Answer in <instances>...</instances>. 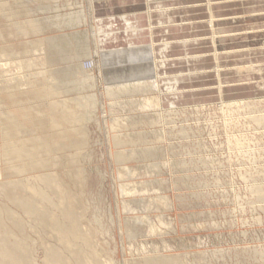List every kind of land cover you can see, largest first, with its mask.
Masks as SVG:
<instances>
[{
	"label": "rangeland",
	"instance_id": "obj_1",
	"mask_svg": "<svg viewBox=\"0 0 264 264\" xmlns=\"http://www.w3.org/2000/svg\"><path fill=\"white\" fill-rule=\"evenodd\" d=\"M55 1L56 2H54L53 0H0V30H2L0 31V38H1L0 39V117L2 115L7 116L6 118L2 117V121H3L2 128L4 129V133L3 135L1 133V138H3L5 134L6 137H8L9 139L11 138L12 140L15 141V140L20 139L21 136H23L21 138H29V137L32 138L33 136H36L37 133L40 136H43V135L46 136L45 134H47V137L49 139L51 146H53V144L61 145L62 147L61 146L60 147L62 148V150L59 147L56 149L58 152L54 151L55 149H52V152L50 151L48 154L47 153L43 154L42 157L44 158L47 157L48 159H52L53 157L54 159V156H57L59 157V160L62 162L67 161L66 157L69 158L70 155L77 154L76 153L77 149L80 146H82L79 148L81 149V151H79V156H78L79 162H77L76 164H70V165L67 162H65V164H68L69 166L68 165L65 166V164L63 163L61 165L62 167H59L55 170L58 171L60 169L58 171L60 172L59 173L60 176L64 178L65 182H67V180L69 181L66 183L67 185H69L68 187L73 188L74 186L75 191H77L78 193L80 192L81 188L78 187L77 185L72 184L73 183L72 180H69V179L74 178V176L71 175L70 167H77V169L80 168L85 172L86 174L85 176L87 179L86 181L87 187H84L85 189L84 191L85 192L87 190L88 191L86 192V194L84 193V196L81 195L82 197L80 196V198H82L83 203H84L85 198L88 199V200L85 199L87 205L89 206L90 204V208L87 211L88 218L91 217V214H97V218L100 216L99 220L101 219V222L100 221L97 223L93 222L92 226L93 228L96 227L95 230L98 231L96 232L97 235L94 238L95 244L97 245L100 253L103 252L106 254V255L103 253L101 254V257L103 259L104 257L107 258L110 255L108 258L113 260L115 264H129V263L132 264L134 263L132 261H137L136 258L139 260L142 257V254L143 256L159 254V256L166 255V257L167 255L168 257L184 256L187 260L186 264H255V263L264 264V257H263L264 256V196L259 195L255 191V188H258L259 186H264V179H262L264 178V175H263L264 174L263 173L264 172V162H263L264 161L263 159L264 158V142H263L264 141V126L260 124L256 125V123L252 121V118L264 115V105L258 106L250 112L245 111V110L242 112V111H238L234 109H225V108L223 109L222 107H220L221 105L230 103L232 101L235 102V100L236 101L244 100L245 98H247L248 100L249 99L264 100V91L263 92L259 91L258 87L256 86V83L264 82V71L260 73L256 72V74H254L253 76L251 75V78L249 80L250 82L244 80V78L243 80L241 78H237V76L235 75L236 73L234 72L237 69H243V71H246L253 67L255 68H258L259 66L264 67V54H261L260 52L257 51L264 47L262 46L263 43L261 42L264 40V36L260 35V37L258 36L256 37L255 35L252 34L253 32H257V29L254 28V24L256 22L259 23V25H262V23L264 24V18L258 19L256 14H255L256 16L252 18L251 14H253V12H250L247 10L248 8H250V6L245 5V4L243 5L238 4L242 0L240 1L239 0H180L179 2H174L175 4L168 2L167 0L165 1L162 0L161 2L162 6L157 7V8L150 7L148 0H137L138 2L137 7H133L131 12L128 11L126 13L124 12L115 13V9H114V11L112 12L113 13L112 16H116L119 18L120 15L129 14V13L131 14V13H136V12L139 13V12L147 11L148 13H152V12L159 11V10L167 11L168 9H172V8H175V9L179 8L180 10L188 8L187 10L191 11L193 8V11H191V13H188L187 15L189 19L181 20L178 18L174 22H172V24L164 23L163 25H161V26L167 25L170 27V28H167L169 29L167 32L160 31L161 29L164 30L165 27L160 28L159 24L154 23V21L151 22V20L149 21L151 23L150 27L153 28L154 30L153 33H156V36L153 37L152 42L154 43V45L157 46L156 48L157 51L158 49L159 51L161 49L164 50L163 51L164 55H161L163 57H161L159 54H155L157 57V60L161 61L164 59L171 66L169 70L157 71L158 82H159L158 83L159 94L161 95L162 103L160 107L158 108L159 110L157 109L156 112H160L161 110V113H166V111L168 112L169 109L189 110L188 112L184 113L185 116L182 114L177 115V116L175 114L170 115L169 113L166 116L167 119L164 118L165 120L163 119V120L155 121L156 120L155 110H151L150 112L147 113V111H141V110L139 111L138 109L136 110L130 109L128 108V106L123 105L124 103H127L132 100L133 101L141 100V98H138L139 95H134L131 98H128L130 97L129 95H121L120 97H118V99L115 98L113 100H111L112 98H108V96L105 95L103 84L98 79L97 68H92V66H90V62H89L91 61L90 57L91 55L93 56L95 55L94 54L95 44H93L94 43L93 38L92 37L88 38L85 32L87 30L89 31V25L93 26V24H96L99 18L104 17L106 14H109L110 12L105 13L104 8L98 9L99 11L95 10L94 12H92L91 6L88 5L86 0H55ZM93 1L95 5L100 6L104 0H93ZM77 2H81V4L83 5L81 6L84 9L85 15L88 18V23L81 25L79 27L69 28L67 25L68 23L67 20L69 18L68 15L72 13L73 11L78 10V5L76 4ZM255 2H258V1H255ZM69 3L72 5L68 6ZM145 3H147L146 6H145ZM47 7L49 9L44 10ZM197 8H202L204 10H201V11L194 10ZM13 9H15V11ZM211 9L212 11H214V13L218 15L220 14L223 17L224 16H227L229 18L239 17V19L240 17L241 19L244 18L243 20H239L237 23H234V21H229V23L227 22L226 25L223 24L227 29L230 30L232 35L233 34L237 35L236 37L229 38L228 39L229 41H228L227 38L226 39L224 38L225 36H223V34L219 33V27L216 28L217 32L212 31L210 27V21L212 17L210 15ZM28 10L32 13H29L27 15V13L29 12ZM263 14H264V11L258 15L261 16ZM67 16L68 18H66ZM58 17H60V19ZM174 17L177 18L179 16L175 15ZM32 20H34L35 24L39 26L41 25L40 28L43 29L41 34L31 35V32L30 33L27 32L28 35L23 37V35L22 34L20 35V33L17 31L16 29L17 27L15 26V29L13 27L15 23L16 25L18 24L19 26H21L23 23L26 26L28 24V27L30 25L32 26L34 22H32V24L30 23V25L28 23L29 21L31 22ZM40 20L41 22L42 21H45V22L41 23ZM153 20H155V17L153 18ZM24 24L22 27H24ZM59 25L61 27H59ZM26 26L24 27L25 29L27 28ZM119 27H122L121 23L119 24ZM148 28L149 26L148 24H146L145 26H141V28H138V29L140 31H146ZM12 29L14 30L12 31ZM28 29L29 28H27V30ZM14 31H16L17 33H15ZM1 32H3L5 36ZM261 32H264V30L261 29ZM119 33H122V30H120ZM241 34L242 35L244 34L243 36H248V37L241 38L240 37ZM13 35L14 36L16 35V36L14 37ZM3 36L4 37L7 36L8 38L9 37L10 38L9 40H7L8 38L7 37L4 38ZM218 37L219 39H222V40H219ZM35 40H43L44 42L43 44L45 45V47L47 46V48L45 49H46L47 60L51 63L50 66L43 65L42 62H37V61L36 63H34L32 66L29 67L30 69L27 68V66H25L24 63L31 62L35 58L41 57V56H37L36 53L34 54V52L26 45L27 43H30L31 41H35ZM44 40L45 41L47 40V41L45 42ZM224 40H227V41H224ZM167 43L169 44L172 43V45H170L167 48H164L161 46V44L164 45ZM240 43L247 44V45L249 44V45L248 47H245V46L240 47L238 46V44L240 45ZM229 47L231 48L230 51L228 50L229 52L228 51L222 52L225 48H229ZM235 47H237L238 50L240 51L235 50ZM8 48L10 49V51ZM121 48L125 49L126 46H122ZM245 49L246 50L248 49L249 52L246 51V54H243L242 57L241 55L228 54L231 52H234V53L243 52L244 53ZM1 52L10 54L9 57L11 58H9L6 54H3ZM16 57H19V58H16ZM192 57H196V58L200 57L201 59L193 62V61H190ZM6 59L8 60V63ZM12 59H15V60H12ZM96 59L97 57L95 58V61H97ZM39 63H40V66H39ZM75 65L76 66L81 65L82 69L87 72H85L84 75H76V72L74 69ZM4 66L5 67L8 66L9 70L8 69L6 70ZM39 67H42V68H39ZM44 67L47 69H44ZM31 70H32V74H31ZM48 71H52L56 73L57 82L54 84V86H57V88L56 87L55 88L59 90V93H61V95L58 94V91L54 93L50 91L47 92L45 90V87L43 88V86L41 87L40 90L34 88L37 84H39L38 83L39 81L40 83L49 82V81H46L43 76H41L42 73H45ZM187 74H191L192 76L190 75L191 77L190 76L185 77L183 80L178 81V82L172 81V80H175L174 76H178V75L187 76ZM29 77L33 80L30 81ZM238 79H241V81H238ZM32 82H34L35 84L34 87H33ZM225 85H228L231 87L239 86L237 89L238 93H234V94H231V93L224 94L223 93L222 94V92L219 91L220 90L219 88L220 86H225ZM27 87L28 88L32 87V89L30 88L29 90ZM35 90H38V91L35 92ZM26 91L29 92V94L31 93V96H29V94L27 95L28 98L26 97V94L25 96H23L24 93H27ZM19 93H23V95ZM177 93H181V95L175 96V94ZM34 94L37 96H35ZM229 94L232 95V97L227 98L230 96ZM8 96H10L9 97L10 99L8 98ZM155 97H158L157 93L155 94ZM182 97L183 98L185 97L186 99H181ZM18 99L23 100V102L19 101ZM73 99L80 102V104H82V106L86 109L87 120H85V122L83 121L82 118L81 120L80 118H77L78 109L74 106ZM13 100L15 101V103L13 102ZM171 100L173 101V104H170ZM11 101L14 104L10 103ZM16 101L17 102L19 101L20 103L19 102L16 103ZM56 102H58V105L60 107L59 106L57 107ZM115 102H117L120 105L114 106L113 111H112L113 113H112L110 112L111 110L109 108H110V105L114 104ZM50 103H52V105H49ZM36 104L39 106L41 105V107L36 106ZM67 104H68V107L70 108L69 111L63 112L61 109H59V108H62L63 105L66 106ZM202 105H203V108H202ZM52 106H55V108L57 107L56 111H52V110H51L52 112L50 111V108ZM216 106H218V108ZM19 107H24L28 109L27 112L30 113L31 111V113L29 114L27 112H20L18 114ZM43 107L45 110L43 109ZM193 107L196 109L200 107L202 110H200L199 112L193 111L194 110ZM108 109L110 110L109 112H108ZM114 110L116 112H114ZM255 113H258V114H255ZM67 114L69 115L67 116ZM189 114L190 115L192 114V116H189ZM54 115H55V118H53ZM17 117L20 120H18ZM59 117H60L59 121H62V122L58 121ZM149 117L151 118V121L154 119L153 123H150L151 121L148 122ZM178 118L181 120H179ZM142 120H145L147 124L145 125L137 124L135 126L131 125L135 121L139 122ZM208 120H210L212 123ZM63 121H65L64 124H63ZM117 121L119 122L117 123ZM49 122L52 124V126H50L51 124L49 125ZM52 122L53 123L55 122L54 123L55 126H53ZM76 122H78L79 124ZM112 123L119 124V126H113ZM171 124H174L172 125L174 128H171ZM185 125L187 126L185 127ZM36 126H38V128ZM39 126L40 127L42 126L43 129L42 127L40 129ZM208 126H209V129L207 128ZM226 126H229V127H226ZM32 127H35L36 130L39 129V131H36L34 134H31V135L23 134L20 136L18 134V129L24 130V129H30ZM48 127L49 129H47ZM55 127H58V128H55ZM244 128L247 130H244ZM253 128L255 129V131H253L254 130ZM64 129L67 131L65 132ZM72 129L73 131H76V132H73ZM81 129L83 130L84 134L80 132ZM13 130L14 131L16 130V131L14 132ZM181 130H183L186 134H184L183 136L181 134V136H179L180 132H183ZM207 130L209 132H207ZM61 131L63 132V134L61 133ZM156 132H163V133L165 132L166 139H161V140L158 139L156 136H154L155 135L154 133ZM239 132H242L243 134ZM216 133H219V134L217 135ZM137 135L140 136L139 138H142L141 142L123 143L120 145L113 144L114 143L113 136H119V137L122 136V138L124 139L125 137L126 138L130 137V139H132L136 137ZM176 135H178L179 137L178 136L176 137ZM185 135H187V138ZM5 136L4 138H6ZM79 138L81 141L79 140L78 142ZM0 140H1V143H0L1 144L0 151H1L2 139ZM253 140L254 142H252ZM82 141H84L86 144ZM178 142H180L181 144L183 143V144L180 145ZM220 142H222L221 145L223 144L224 146L223 145L221 146ZM232 142H234V144H232ZM79 143H83L84 145L79 144ZM77 144L79 145L78 148H77L78 146ZM135 146L136 148H138V150L143 149V148L154 149L156 152L155 158H148L144 160L143 159H138V160L128 159V160H125V163L124 161L123 162L121 161L122 162L121 163L116 160L115 157L117 153H120V152L127 153V151L129 153L131 149L132 150L135 149ZM175 146L176 148H174ZM190 146L192 147L189 148ZM65 147H67V149ZM69 147L70 148L74 147L77 149L74 150L73 148L70 149ZM247 149L249 150L250 153L246 151ZM167 150L170 152L168 153ZM159 151L161 154L157 153ZM60 152L61 154H64L65 158L63 155L62 156L60 155ZM238 152L239 154L241 153L242 155L241 154L239 155ZM163 153H166L165 154L166 157L164 156V158H163V155H164ZM233 154H235V156H233ZM195 161L198 163H196ZM202 161L207 166L202 164ZM226 161L228 162L226 163ZM2 162L3 161L0 160V174L2 173V176H0V182L2 179L4 180L5 178H7V180H10V179L17 177L16 175L11 176L9 174V171L5 170V164ZM16 163L18 164L19 161H17ZM154 164L159 165L160 172H158V174L157 173L144 174L145 170L152 167V165ZM217 164L219 165L217 166ZM169 165L171 167H169ZM226 166L227 167L229 166V167L227 168ZM123 167L124 168L126 167V168L122 170ZM257 167L259 168L257 169ZM63 168L68 169L69 171L67 172V170H64ZM130 168L138 170L139 174L136 176L135 175L133 176L135 178H132V175L125 174L129 172V170H131ZM224 171L227 173L225 174ZM251 171L254 172V174ZM123 173L124 175H122ZM255 173H257V175H255ZM29 174L31 175L33 173H26L24 176L29 175ZM34 174H36V172H34ZM120 174L122 175V177ZM215 174L216 176H214ZM5 175L7 176L5 177ZM66 175L69 177V179ZM143 175L144 176L146 175L147 177L146 176L144 177ZM123 176L124 177L131 176L130 177L131 179L129 178L123 179ZM245 177H247L248 179ZM257 177L258 179H256ZM215 178L218 181H216ZM151 181L159 182L162 188H158V185H156L157 183H154L153 184L154 188L151 189L152 191H149L147 194L143 193L142 195V193L141 194L137 193L136 195L132 190H131L132 192L130 191V188L131 189L134 188V185H137L143 182H151ZM163 183L166 186H164ZM118 187L121 190L118 189ZM163 187H164V190H163ZM135 188H139V186ZM72 190L74 191V189ZM127 190L128 192H126ZM150 192L151 194H149ZM132 193H134L135 195ZM155 194L156 195L159 194V196H156ZM156 197L167 198L170 203V206L168 207V209L165 207L164 208L159 207L157 209L150 208V209L145 210L144 212L143 211L141 212L140 210H143L144 208L142 207L143 203H140L142 205L137 204L138 206L137 210L134 208L137 212L135 210H134L135 212L128 211L129 209L126 210V208L124 210L123 202L125 201L130 202L135 199L148 200L152 198L155 199ZM88 202L90 203L88 204ZM3 204H5L4 199L2 196H0V207L5 208V205ZM7 207H8V210L9 209L12 211L15 210L14 212L19 211V208H16L15 206L13 207L9 204ZM138 209H139V212H138ZM20 211L18 212V214H21ZM143 217H147L148 220L154 224L157 223V217H162L168 225L166 227H163L157 224L159 227V233L157 232L155 234L149 235L147 225L138 224L137 226H135L132 223L134 219L143 218ZM128 221H129V224H127ZM85 223L84 224L86 225V227H88L87 222ZM126 225L127 226L130 225V226L127 227ZM103 227L105 228L103 229ZM183 227H186V228H183ZM138 228L140 230H138ZM145 228L147 229V231H145ZM142 229L145 231L144 233ZM163 231L168 232V233L166 234ZM132 232L134 233L133 236H135L136 238L133 236L130 238L126 237V236H129V233L131 234ZM102 235H104L103 238H101ZM99 236L101 237L99 238ZM29 237L33 238L30 241H32L33 243L36 242L35 244L31 242L30 246L34 245V247L31 246V249L35 250V251L32 250L33 255L37 258L38 263H40L42 260V255H43V252L41 249L42 248L41 242L37 240L38 238L34 234L33 235L30 234ZM162 239H164L163 240L164 242L162 241ZM38 242L40 245L37 244ZM50 242L52 243L51 240ZM130 242L132 245L130 244ZM140 243L146 246H150L151 244H154L157 247L153 251L146 250L144 253L143 252L138 253L136 252V248L140 249V247L142 246ZM165 243L167 244V246L163 245ZM39 247L41 250H39ZM163 247L165 248L163 249ZM248 247L251 248L249 250L250 252L248 251L249 249ZM121 248L123 250H121ZM256 249L257 251H255ZM131 250L133 254L131 253ZM163 250L164 251L167 250V251L164 252ZM259 251L263 252L262 253L263 255ZM219 252L221 254H219ZM232 252H233V255L231 254ZM155 253H158V254H155ZM192 254L194 257L192 256ZM199 254L204 255V256L207 255L205 256L206 261L196 262V260L194 259ZM230 254L231 256H228ZM212 255L216 257H213ZM248 255L250 256L249 258H248ZM211 256L212 258L209 259ZM257 256H259V258ZM251 257L254 260L251 259ZM209 260L210 262L207 263V261Z\"/></svg>",
	"mask_w": 264,
	"mask_h": 264
},
{
	"label": "bare ground",
	"instance_id": "obj_2",
	"mask_svg": "<svg viewBox=\"0 0 264 264\" xmlns=\"http://www.w3.org/2000/svg\"><path fill=\"white\" fill-rule=\"evenodd\" d=\"M54 2H56L55 0H53ZM88 5L91 6L92 12H94L95 10L100 9V6H96L94 4L93 0H86ZM121 1V0H120ZM149 1V0H148ZM153 3V7H161V2L162 0H150ZM169 2L175 4L174 2H176L177 0H168ZM240 1V0H239ZM251 1H258V3L260 4L259 7H250L247 10L250 12H253V14H251L252 18H254V16L257 15L258 19H263L264 18V14L263 15H258L260 13H262L264 11V0H244L243 2H251ZM16 2V1H15ZM83 2V1H82ZM178 2V1H177ZM78 5V10L73 11L72 13H70L66 18H68L67 20V25L69 28H74V27H79L81 25L87 24L88 23V18L85 15L84 9L82 8V4L81 2H77L76 3ZM107 4V5H106ZM121 4H125L124 1L121 2ZM255 3H253L252 5H254ZM72 4L69 3L68 6H71ZM82 5V6H81ZM87 5V4H85ZM104 5V6H103ZM102 6L103 7H108L110 5H112L110 2L104 3ZM147 5V4H145ZM86 8V7H85ZM110 8V7H108ZM208 8V7H207ZM48 10L49 8H45L44 10ZM198 9V8H197ZM15 11V9H13ZM56 10V9H55ZM58 10V9H57ZM17 11V10H16ZM29 11V10H28ZM99 11V10H98ZM97 11V12H98ZM108 12H110L109 14H106L104 17H101L97 20L96 24H93V26L89 25V31L87 30L85 32L86 36L92 37L93 41L95 44V51H94V56L91 55L90 59V66H92V68H97V76L98 79L100 80V82L103 84V89L105 92V95L108 96V98H112L111 100L120 97L121 95H129L131 98L134 95H139L138 98H141V100L139 101H129L127 103H124L123 105L128 106V108L130 109H138L139 111H147L150 112L151 110H155V112L157 111V109L160 107L162 100H161V95L159 94V85H158V75H157V71H166L168 70L171 66L169 65V63L166 62V60H157V57L155 54H159L164 55L163 51L164 50H160L158 49L157 51V46L154 45V43L152 42V37H153V28L150 27L151 23L149 22L150 19H152L151 22L154 21V23L159 24L160 28L165 27L164 31H167V28H170L169 26H161L164 23H171L174 22V16L176 15V11L175 9H168L167 11H155L152 13H148L146 12H136V13H129V14H123L120 15L119 18L116 16H112L113 15V11L107 10ZM107 11L105 10V13H107ZM21 12V11H20ZM90 12V11H89ZM27 13V12H26ZM29 13L32 12H28L27 15ZM66 13V12H65ZM104 13V12H103ZM126 13V12H125ZM22 14V13H21ZM93 14V13H92ZM256 14V15H255ZM96 15V14H95ZM210 15L211 17V21H210V27L212 29V31L216 32V28L217 27H222L224 25L227 24V22L229 23L230 21H234L237 22V20H243L239 19V17H222L220 18L219 16L216 17L214 15V12L212 11V9L210 10ZM66 16V15H65ZM90 16V15H89ZM61 17V15H60ZM60 17H58L60 19ZM64 17V16H62ZM155 17V20H153V18ZM54 19V18H53ZM62 19V18H61ZM65 19V18H64ZM63 19V20H64ZM95 19V18H94ZM47 20V19H46ZM51 20V19H50ZM49 20V21H50ZM56 20V18H55ZM39 21V20H38ZM48 21V20H47ZM46 21V22H47ZM52 21V20H51ZM32 22H34V20H32L31 22L29 21V25L30 23L32 24ZM41 22V20H40ZM45 22V21H42ZM41 22V23H42ZM59 22V20H58ZM57 22V23H58ZM62 22V21H61ZM27 23V22H25ZM54 23V22H52ZM56 23V22H55ZM66 23V22H64ZM121 23L122 27H119V24ZM21 24V23H19ZM24 24V23H23ZM23 24L21 26H19L18 24L13 26L15 29V26L17 27V31L20 33V35L22 34L23 37L28 35L27 32H31V35H38L41 34L42 30L40 28L39 25L35 24V22L32 24V26L28 27L24 24V27L26 26L27 28H29L27 30V28L25 29L23 26ZM50 24V23H49ZM62 24V23H61ZM60 24V25H61ZM146 24H148L149 28L146 31H140L138 28H141V26H145ZM224 24V25H223ZM232 24V23H231ZM51 25V24H50ZM48 25V26H50ZM59 25V27H61ZM52 26V25H51ZM54 26V24H53ZM65 26V25H63ZM88 26V25H87ZM56 27V26H55ZM230 27V26H229ZM58 28V26H57ZM56 28V29H57ZM64 28V27H63ZM172 28V27H171ZM174 28V27H173ZM254 28L257 29V32H253L252 34L255 35L256 37H260L264 36V32H261V29L264 30V24L262 23V25H258V24H254ZM8 29V28H7ZM12 29V31L14 30ZM253 29V28H252ZM11 30V29H9ZM55 30V29H54ZM120 30H122V33H119ZM162 30V29H161ZM254 30V29H253ZM2 31V30H0ZM11 31V32H12ZM163 31V30H162ZM15 33H17L16 31H14ZM13 32V33H14ZM44 32V31H43ZM223 32V31H222ZM247 32V31H246ZM3 35L4 33L1 32ZM229 32L227 33H221V34H226L224 35L225 39L227 38V40L229 38H233L236 37L237 35L233 34H229ZM18 35V34H17ZM30 35V34H29ZM47 35V34H46ZM60 35V34H59ZM246 35V34H245ZM5 36V35H4ZM3 36V37H4ZM14 36V35H13ZM16 36V35H15ZM14 36V37H15ZM19 36V35H18ZM17 36V37H18ZM7 37V36H6ZM4 37V38H6ZM22 37V36H21ZM64 37V36H63ZM220 37V36H219ZM218 37V39H219ZM8 38V37H7ZM10 38V37H9ZM9 38L7 40H9ZM1 39V38H0ZM3 39V38H2ZM13 39V38H12ZM16 39V38H15ZM47 39V38H46ZM51 39V38H50ZM60 39V38H59ZM215 39V38H214ZM49 40V39H48ZM91 40V39H90ZM222 40V39H219ZM224 40V41H227ZM45 41V40H44ZM47 41V40H46ZM45 41V42H46ZM88 41V40H87ZM229 41V40H228ZM91 42V41H90ZM150 42V43H149ZM263 44L262 46H264V40L261 41ZM24 43V42H23ZM43 40H35V41H31L30 43H27V47H29L34 54L36 53L37 56H41L39 58H35L33 61L31 62H26L24 63L25 66H27V68H29L30 66H32L34 63L37 62H42L43 65H49L50 66V62L47 60V55H46V49L47 46L45 47V45L43 44ZM234 43V42H233ZM220 44V43H219ZM235 44V43H234ZM257 44V43H256ZM23 45V44H22ZM25 45V44H24ZM29 45V46H28ZM171 44L167 43L161 46L164 48L169 47ZM224 45V44H223ZM249 45V44H248ZM247 44H243L240 43V45L238 44V46H245L248 47ZM251 45V44H250ZM122 46H126L125 49L121 48ZM10 47V46H9ZM234 47V46H233ZM252 47V46H250ZM254 48V47H252ZM4 49V48H3ZM9 49V48H8ZM12 49V48H11ZM14 49V48H13ZM28 49V48H27ZM156 49V50H155ZM29 50V49H28ZM27 50V51H28ZM44 50V52H43ZM7 51V49H6ZM10 51V49H9ZM8 51V52H9ZM12 51V50H11ZM26 51V52H27ZM246 51H248V49H245V52H240V53H228V54H236V55H241V57L243 56V54H246ZM258 52H260L261 54H264V47L262 49L257 50ZM5 52V50H4ZM1 52L3 54H6L8 57L10 56V54L8 53H4ZM229 52V51H228ZM251 52V51H250ZM29 53V52H28ZM27 53V54H28ZM242 53V54H241ZM252 53V52H251ZM21 54V53H20ZM5 55V56H6ZM26 55V54H25ZM14 56V55H12ZM32 56V55H31ZM4 57V56H3ZM7 57V58H8ZM97 57V61H95V58ZM163 57V56H161ZM252 57V56H251ZM11 58V57H9ZM19 58V57H16ZM15 58V59H16ZM253 58V57H252ZM12 59V60H15ZM5 60V59H4ZM7 60V59H6ZM259 60V59H258ZM11 61V59H10ZM14 62V61H13ZM8 63V60H7ZM18 63V62H17ZM30 63V64H29ZM42 65V67H43ZM18 66V65H17ZM23 66V65H22ZM21 66V67H22ZM40 66V63H39ZM5 67V66H4ZM34 67V66H33ZM38 67V66H37ZM39 67V68H42ZM48 67V66H47ZM258 67V66H257ZM18 68V67H17ZM20 68V67H19ZM36 68V67H35ZM4 69V68H2ZM5 69H8V66L5 67ZM21 69V68H20ZM30 69V68H29ZM38 69V68H37ZM44 69H47L44 67ZM49 69V68H48ZM76 75H84L85 70L82 69L81 65H75L74 67ZM9 70V69H8ZM40 70V69H39ZM22 71V70H21ZM30 71V70H29ZM35 71V70H33ZM37 71V70H36ZM46 71V70H44ZM264 71V67L263 66H259L258 68H251L248 69L246 71H243V69H237L236 71H234L237 76V78H241L243 80L249 81L251 78V75L253 76L254 74H256V72H263ZM38 72V71H37ZM5 73V72H4ZM23 73V72H21ZM35 73V72H34ZM42 73V72H40ZM17 74V73H16ZM31 74H32V70H31ZM10 75V73H9ZM12 75V74H11ZM38 75V73H37ZM41 76H43L45 78L46 81L49 82H45V83H40V81L38 82L39 84H37L35 86L34 82L33 83V87L40 90L41 87L43 86V88L45 87V90L48 92H56L58 91V94L61 95V93H59V90H57V86H54V84L57 82L56 80V73L52 72V71H48L45 73H42ZM40 76V77H41ZM162 76V75H161ZM24 77V76H23ZM28 77V76H27ZM19 78V77H18ZM30 78V77H29ZM28 78V80H29ZM42 78V77H41ZM12 79V78H11ZM27 79V78H26ZM25 79V81H26ZM38 79V78H37ZM43 79V78H42ZM175 79V77H174ZM241 79H238V81H241ZM27 80V81H28ZM33 80L30 78V81ZM36 80V79H35ZM44 80V79H43ZM172 80V79H170ZM168 80V81H170ZM14 81V80H13ZM24 81V80H23ZM38 81V80H37ZM36 81V82H37ZM42 81V80H41ZM176 82L175 80H172ZM250 82V81H249ZM22 83V82H21ZM28 83V82H27ZM15 84V83H14ZM17 85V84H16ZM24 85V84H23ZM22 86V84H21ZM256 86L258 87V90L263 92L264 91V82H259L256 83ZM2 87V86H1ZM6 87V86H5ZM4 87V88H5ZM56 87V88H55ZM169 87V86H168ZM239 86H220V90L222 92V94H226V93H238L237 89ZM20 88V87H19ZM28 88V87H27ZM30 88L32 89V87H29L28 89L30 90ZM228 88V89H227ZM11 89V88H10ZM25 89V88H24ZM59 89V88H58ZM26 90V89H25ZM23 90V91H25ZM38 90H35V92H37ZM257 90V89H256ZM8 92V91H7ZM20 92V91H19ZM22 92V91H21ZM27 92V91H26ZM61 92V91H60ZM168 92V91H167ZM258 92V91H257ZM39 93V92H38ZM157 93L158 97H155V94ZM161 93V92H160ZM22 94L23 93H19ZM28 98V94L24 93L23 96H25ZM40 94V93H39ZM35 95V94H34ZM54 95V94H52ZM180 95L179 93L175 94V96ZM221 95V93H220ZM230 95V94H229ZM12 96V95H11ZM29 96H31V93L29 94ZM37 96V95H35ZM57 96V95H56ZM228 96V95H227ZM10 96H8L9 98ZM41 97V96H40ZM55 97V96H54ZM127 97V96H125ZM124 97V98H125ZM34 98V97H33ZM49 98V97H48ZM47 98V99H48ZM107 98V99H108ZM127 98V99H128ZM10 99V98H9ZM41 99V98H39ZM56 99V98H55ZM116 99V100H117ZM247 99V98H245ZM239 100L235 102H230L224 105H218L220 107H222L223 109H234V110H238V111H252L254 108L264 105V100L262 99H247V100ZM4 100V99H3ZM15 100V99H14ZM13 100V102L15 103V101ZM17 100V99H16ZM19 100V99H18ZM36 100V99H35ZM59 100V98H58ZM61 100V99H60ZM69 100V98H68ZM123 100V99H122ZM21 102H23V100H19ZM18 101V102H19ZM43 101V100H42ZM41 101V102H42ZM57 101V100H55ZM74 101V106L78 109L77 118H81L83 119V121L85 122V120H87L86 117V109L82 106V104H80V102H78L77 100L73 99ZM120 101V100H118ZM16 101V103H18ZM50 102V101H49ZM63 102V100H62ZM125 102V101H124ZM167 102V101H166ZM12 103V101L10 102ZM12 103V104H14ZM20 103V102H19ZM39 103V102H38ZM45 103V102H44ZM48 103V102H47ZM46 103V104H47ZM54 103V102H53ZM57 103V104H56ZM55 104L58 105V102H56ZM68 103V101H67ZM164 103V101H163ZM40 104V103H39ZM53 104V105H55ZM61 104V103H60ZM65 104V103H64ZM173 104V101L171 100V103ZM49 105H52V103H50ZM120 104H118L117 102H115L114 104L110 105V110L108 109V112H112L114 106H119ZM122 105V106H123ZM38 107H41V105H37ZM43 106V105H42ZM48 106V105H47ZM197 106V105H196ZM207 106V105H206ZM218 106H216L218 108ZM56 107V108H57ZM60 107V106H59ZM34 108V106H33ZM37 108V107H36ZM55 106H52L50 108V111H56ZM180 108V106H179ZM191 108V107H190ZM203 108V105H202ZM18 109V108H17ZM40 109V108H39ZM44 109V107H43ZM61 109L63 112L65 111H69V107L68 104L65 106L63 105ZM116 109V108H115ZM120 109V108H119ZM193 111H200L202 110L200 107L199 108H194L193 107ZM222 109V110H223ZM38 110V109H36ZM35 110V111H36ZM45 110V109H44ZM47 110V109H46ZM159 110V109H158ZM170 110V111H169ZM168 112L166 111V113H161L160 112H156V120H163L164 118H166L167 114L170 113L171 114H175L177 115H184V113L188 112L189 110H184V109H169ZM218 110V109H217ZM28 109L24 108V107H19L18 109V114L20 112H27ZM51 111V112H52ZM219 111V110H218ZM5 112V111H4ZM38 112V111H37ZM36 112V113H37ZM62 112V113H63ZM71 112V111H70ZM114 112H116L114 110ZM118 112V111H117ZM122 112V111H121ZM203 112V111H202ZM221 112V111H220ZM241 112V113H242ZM2 113V112H1ZM8 113V112H7ZM6 113V114H7ZM29 113V112H27ZM31 113V111H30ZM29 113V114H30ZM60 113V112H59ZM113 113V112H112ZM194 113V112H193ZM208 113V112H207ZM261 113V112H260ZM9 114V113H8ZM51 114V113H50ZM61 114V113H60ZM65 114V113H64ZM209 114V113H208ZM243 114V113H242ZM240 114V115H242ZM258 114V113H255ZM69 114H67L68 116ZM71 115V113H70ZM75 115V114H74ZM245 115V114H244ZM243 115V116H244ZM249 115V114H247ZM40 116V115H39ZM42 116V114H41ZM59 116V115H57ZM76 116V115H75ZM185 116V115H184ZM189 116H192V114ZM194 116V115H193ZM209 116V115H208ZM239 116V115H238ZM251 116V115H249ZM2 117H7L2 115L0 117V139H2V146H1V151H0V160L3 161L2 163L5 164V170L9 171V174L12 176L16 175L17 177L7 180V178H5L4 180L2 179L0 182V196L3 197L5 204V208L0 207V264H115L113 262V260H111L110 258H106L104 257V259L101 257L100 253L97 245L95 244L94 238L96 237V232H98L97 230H95V228H93L92 223H97V222H101V219L99 220V217L97 218V214H91V217L88 218L87 216V211L90 208V202H88L89 206L87 205L85 199H84V203L82 201V198H80V196H84V193L86 194V192L88 191H84V187L86 186V174L82 169H77V167H70L71 170V175L74 176V178L72 179H68L72 180V184L77 185L78 187L81 188L80 192L78 193L77 191H75V188L73 185V188H69L66 183L69 182L67 180V182L64 181V178H62L60 176V172H58L57 168L62 167L61 165L65 162H67L69 165L70 164H76L77 162H79V151H81V149H79V145L77 146V148L71 147L74 150L77 149L75 155H70L69 158L66 157L67 161H60L59 157L54 156V159L52 161V159H48L47 157H42L43 154H48L50 151L52 152V149H55L54 151L58 152L56 149L59 147L61 148V145L58 144H53V146H51L49 139L47 137V134H45L46 136H40L38 133L36 134V136H33L32 138H21L23 136V134L27 135H31L34 134L36 131L35 127H32L30 129H24V130H19L18 129V134L21 136L20 139L18 140H12L11 138L6 139L1 138V133L3 135L4 133V129L2 128ZM20 117V116H19ZM46 117V116H45ZM65 117V116H64ZM233 117V116H232ZM236 117V116H235ZM240 117V116H239ZM238 117V118H239ZM21 118V117H20ZM44 118V117H43ZM47 118V117H46ZM45 118V119H46ZM55 118V115L54 117ZM66 118V117H65ZM169 118V117H168ZM174 118V116H173ZM182 118V117H181ZM213 118V117H212ZM237 118V117H236ZM11 119V118H10ZM18 119V117H17ZM62 119V117H61ZM138 119V118H137ZM148 122L151 121V118H148ZM167 119V118H166ZM179 119V118H178ZM241 119V118H240ZM245 119V118H244ZM243 119V120H244ZM12 120V119H11ZM20 120V119H18ZM31 120V119H30ZM52 120V119H51ZM50 120V121H51ZM57 120V119H55ZM60 120V117L58 118V121ZM79 120V119H78ZM127 120V119H126ZM130 120V119H129ZM146 120V119H145ZM145 120L142 121H135L134 123H130L132 126H135L137 124H147ZM154 120V119H153ZM153 120L150 123H153ZM165 120V119H164ZM181 120V119H179ZM194 120V119H193ZM203 120V119H202ZM7 121V120H6ZM69 121V120H68ZM74 121V119H73ZM82 121V122H83ZM122 121V120H121ZM125 121V120H124ZM154 121V122H155ZM175 121V120H174ZM178 121V120H177ZM192 121V120H191ZM210 121V120H208ZM207 121V122H208ZM232 121V120H231ZM242 121V120H241ZM245 121V120H244ZM252 121L256 123V125L260 124L262 126H264V115L259 116V117H254L252 118ZM11 122V121H10ZM9 122V123H10ZM14 122V121H13ZM23 122V121H22ZM62 122V121H59ZM71 122V121H70ZM119 121H117L118 123ZM161 122V121H160ZM190 122V121H189ZM188 122V123H189ZM211 122V121H210ZM16 123V122H15ZM31 123V122H30ZM47 123V122H46ZM53 123V122H52ZM55 123V122H54ZM53 123V126H55ZM65 123V121H63V124ZM78 123V122H76ZM75 123V124H76ZM81 123V122H80ZM158 123V122H157ZM179 123V122H178ZM181 123V122H180ZM185 123V122H184ZM191 123V122H190ZM212 123V122H211ZM243 123V122H242ZM247 123V122H246ZM11 124V123H10ZM14 124V123H12ZM17 124V123H16ZM23 124V123H22ZM32 124V123H31ZM51 123L49 122V125ZM72 124V123H71ZM79 124V123H78ZM113 124V123H112ZM111 124V125H112ZM128 124V123H126ZM193 124V123H192ZM196 124V123H195ZM239 124V123H238ZM237 124V125H238ZM7 125V124H6ZM18 125V124H17ZM34 125V124H33ZM38 125V124H37ZM121 125V123H120ZM123 125V124H122ZM169 125V124H168ZM171 124V128H174ZM177 125V124H176ZM213 125V124H212ZM223 125V124H221ZM52 126V124L50 125ZM59 126V125H58ZM65 126V125H64ZM113 126H119V124L114 123ZM111 126V127H113ZM187 125H185L186 127ZM195 126V125H194ZM210 126V125H209ZM209 126L207 127L209 129ZM236 126V124H235ZM5 127V126H4ZM24 127V126H23ZM27 127V126H26ZM25 127V128H26ZM29 127V126H28ZM38 128V126H36ZM40 127V126H39ZM42 127V126H41ZM40 127V129H41ZM71 127V126H70ZM89 127V126H87ZM215 127V125H214ZM221 127V126H220ZM219 127V128H220ZM224 127V126H223ZM229 127V126H226ZM256 127V126H255ZM254 127V128H255ZM6 128V127H5ZM21 128V127H20ZM54 128V127H52ZM58 128V127H55ZM78 128V127H77ZM75 128V129H77ZM119 128V127H118ZM122 128V126H121ZM140 128V127H139ZM170 128V129H171ZM253 128V129H254ZM22 129V128H21ZM43 129V127H42ZM49 129V127L47 128ZM128 129V128H127ZM176 129V128H175ZM178 129V128H177ZM185 129V128H184ZM187 129V128H186ZM201 129V128H200ZM211 129V128H210ZM227 129V128H226ZM242 129V128H241ZM6 130V129H5ZM65 130V129H64ZM71 130V129H70ZM69 130V131H70ZM125 130V129H124ZM130 130V129H129ZM134 130V129H133ZM168 130V129H166ZM191 130V129H190ZM197 130V129H196ZM217 130V129H216ZM222 130V129H221ZM244 130H247L244 128ZM250 130V129H249ZM263 130V129H262ZM7 131V130H6ZM14 131V130H13ZM11 131V132H13ZM16 131V130H15ZM14 131V132H15ZM67 130H65L66 132ZM73 131V129H72ZM127 131V130H126ZM165 131V130H164ZM183 131V130H181ZM198 131V130H197ZM225 131V130H224ZM255 131V129L253 130ZM252 131V132H253ZM41 132V131H40ZM50 132V131H49ZM76 132V131H73ZM83 133V130L81 129V131ZM132 132V131H131ZM191 132V131H190ZM207 132H209L207 130ZM212 132V131H211ZM216 132V131H215ZM223 132V131H222ZM245 132V131H244ZM258 132V131H257ZM55 133V132H54ZM59 133V132H58ZM61 133L63 134V132L61 131ZM89 133V132H88ZM125 133V132H124ZM175 133V132H174ZM188 133V132H187ZM235 133V132H234ZM238 133V132H237ZM241 134H243L242 132H239ZM247 133V132H246ZM66 134V133H65ZM79 134V133H78ZM77 134V135H78ZM81 134V133H80ZM84 134V133H83ZM145 134V133H144ZM149 134V133H148ZM158 139H166L165 138V132H156L154 133ZM182 136L184 134H186L184 131L180 132L179 136ZM195 134V133H194ZM217 135L219 133H216ZM225 134V133H224ZM223 134V135H224ZM245 134V133H244ZM252 134V133H251ZM73 135V133H72ZM124 135V134H123ZM193 135V134H192ZM215 135V134H214ZM248 135V134H247ZM14 136V135H13ZM50 136V135H49ZM60 136V134H59ZM64 136V135H63ZM75 136V134H74ZM73 136V137H74ZM86 136V135H85ZM178 135H176L177 137ZM178 136V137H179ZM187 138V135H185ZM236 136V135H235ZM57 137V136H56ZM79 137V136H78ZM140 136H136L132 139L129 138H122V136H113V144H123V143H137V142H141L142 138H139ZM144 137V136H143ZM146 137V136H145ZM212 137V136H211ZM225 137V136H224ZM13 138V137H12ZM65 138V137H63ZM81 138V137H80ZM80 138L78 139V142L80 140ZM83 138V136H82ZM81 138V139H82ZM86 138V137H85ZM156 138V139H157ZM185 138V139H186ZM195 138V137H194ZM229 138V137H228ZM17 139V138H16ZM146 139V138H145ZM170 139V138H169ZM184 139V137H183ZM212 139V138H211ZM224 139V138H223ZM230 139V138H229ZM61 140V139H60ZM176 140V139H175ZM200 140V139H199ZM215 140V139H214ZM263 140V138H262ZM72 141V140H71ZM81 141V140H80ZM163 141V140H162ZM174 141V140H172ZM177 141V140H176ZM73 142V141H72ZM71 142V143H72ZM84 142V141H82ZM168 142V140H167ZM193 142V140H192ZM244 142V141H243ZM254 142V140L252 141ZM264 142V141H263ZM1 143V140H0ZM60 143V142H59ZM70 143V144H71ZM85 143V142H84ZM180 145H182L180 142H178ZM222 142H220L221 145ZM256 143V142H255ZM254 143V144H255ZM69 144V145H70ZM73 144V143H72ZM71 144V145H72ZM79 144H83V143H79ZM86 144V143H85ZM172 144V143H171ZM230 144V143H229ZM232 144H234V142H232ZM239 144V143H238ZM246 144V143H245ZM257 144V143H256ZM1 145V144H0ZM76 145V144H75ZM84 145V144H83ZM152 145V144H151ZM174 145V144H173ZM195 145V144H194ZM205 145V144H204ZM203 145V147H204ZM223 145V144H222ZM221 145V146H222ZM226 145V144H225ZM259 145V144H258ZM61 146V147H60ZM117 146V145H116ZM155 146V145H154ZM196 146V145H195ZM198 146V145H197ZM202 146V145H201ZM200 146V147H201ZM224 146V145H223ZM257 146V145H256ZM76 147V146H75ZM84 147V146H83ZM157 147V146H156ZM164 147V146H163ZM178 147V146H177ZM192 146H190L189 148H191ZM194 147V146H193ZM202 147V149H203ZM220 147V146H219ZM261 147V146H260ZM51 148V150H50ZM67 149V147H65ZM70 148V147H69ZM70 148V149H71ZM176 148V146L174 147ZM195 148V147H194ZM199 148V147H197ZM227 148V147H225ZM262 148V147H261ZM64 149V148H63ZM65 149V150H66ZM169 149V148H168ZM173 149V148H171ZM188 149V148H187ZM206 149V148H205ZM255 149V148H254ZM62 150V148H61ZM59 150V151H61ZM92 150V149H91ZM162 150V149H161ZM180 150V148H179ZM197 150V149H196ZM238 150V149H237ZM240 150V149H239ZM242 150V148H241ZM245 150V149H244ZM251 150V149H250ZM83 151V150H82ZM168 151V150H167ZM174 151V150H173ZM178 151V150H177ZM189 151V150H188ZM218 151V150H217ZM223 151V150H221ZM246 151L249 152V150L247 149ZM71 152V151H70ZM91 152V151H90ZM125 152V151H124ZM164 152V151H163ZM170 151H168L169 153ZM175 152V151H174ZM227 152V150H226ZM54 153V152H53ZM158 154L160 153L157 152ZM195 153V152H194ZM201 153V151H200ZM199 153V154H200ZM213 153V152H212ZM250 153V152H249ZM253 153V152H252ZM259 153V152H258ZM83 154V153H81ZM89 154V153H88ZM161 154V153H160ZM163 158L165 156L166 153H163ZM177 154V152H176ZM186 154V153H185ZM192 154V153H191ZM190 154V155H191ZM221 154V153H220ZM239 154V152H238ZM241 154V153H240ZM239 154V155H240ZM60 155L64 156V154ZM69 155V154H67ZM66 155V156H67ZM91 155V154H90ZM175 155V154H174ZM242 155V154H241ZM252 155V154H251ZM254 155V154H253ZM46 156V155H45ZM156 156V152L154 149L151 148H143L138 150V148L135 149H131V151L128 153H117L116 154V160L119 162H123L125 163V160H138V159H148V158H155ZM160 156V155H159ZM227 156V154H226ZM233 156H235V154H233ZM255 156V155H254ZM83 157V156H82ZM166 157V156H165ZM200 157V156H199ZM51 158V157H50ZM61 158V157H60ZM63 158V157H62ZM65 158V156H64ZM161 158V157H160ZM210 158V157H209ZM240 158V157H239ZM252 158V157H251ZM257 158V157H256ZM91 159V158H90ZM166 159V158H165ZM205 159V158H203ZM212 159V158H211ZM230 159V158H229ZM237 159V158H236ZM244 159V158H243ZM253 159V158H252ZM264 159V158H263ZM64 160V159H63ZM81 160V159H80ZM142 160V161H143ZM193 160V159H192ZM191 160V161H192ZM198 160V159H197ZM209 160V159H208ZM239 160V159H238ZM251 160V159H250ZM19 161V163L17 164L16 162ZM82 161V160H81ZM146 161V160H145ZM168 161V160H167ZM176 161V160H175ZM199 161V160H198ZM213 161V160H212ZM244 161V160H243ZM263 161V160H262ZM121 162V163H122ZM129 162V161H128ZM131 162V161H130ZM152 162V161H151ZM162 162V161H161ZM174 162V161H173ZM196 162V161H195ZM215 162V161H214ZM228 161H226L227 163ZM242 162V161H241ZM264 162V161H263ZM81 163V162H80ZM148 163V162H147ZM146 163V164H147ZM154 163V162H153ZM166 163V162H165ZM198 163V162H196ZM230 163V161H229ZM243 163V162H242ZM246 163V162H245ZM68 164H65V166H67ZM201 164V162H200ZM202 164L203 161H202ZM220 164V162H219ZM217 164V166L219 165ZM224 164V163H223ZM256 164V163H255ZM68 165V166H69ZM167 165V164H166ZM195 165V164H194ZM199 165V164H198ZM206 165V164H204ZM225 165V164H224ZM201 166V165H200ZM207 166V165H206ZM230 166V165H229ZM228 166V167H229ZM64 167V166H63ZM133 167V166H131ZM147 167V166H146ZM167 167V166H166ZM165 167V168H166ZM169 167H171L169 165ZM202 167V166H201ZM215 167V166H214ZM227 167V166H226ZM227 167V168H228ZM250 167V166H249ZM82 168V167H81ZM126 168V167H125ZM123 167L122 170L125 169ZM139 168V167H138ZM197 168V167H196ZM205 168V167H204ZM207 168V167H206ZM223 168V166H222ZM248 168V167H247ZM259 167H257L258 169ZM64 169V168H63ZM129 170V172L125 173V174H129L132 175V178L134 175H138L139 172L136 169H132ZM168 169V168H167ZM199 169V168H198ZM203 169V168H202ZM201 169V170H202ZM209 169V168H208ZM244 169V168H243ZM253 169V168H252ZM263 169V168H262ZM67 170V172L69 171L68 169H64ZM121 170V171H122ZM197 170V169H196ZM229 170V169H228ZM250 170V169H249ZM62 171V170H61ZM126 171V170H125ZM243 171V170H242ZM254 171V170H253ZM2 172V171H1ZM5 172V171H4ZM34 172H36V174H34ZM65 172V171H64ZM160 172V167L158 164H154L152 165V167L148 168L145 170L144 174H154ZM167 172V171H166ZM225 172V171H224ZM252 172V171H251ZM255 172V171H254ZM254 172H252L254 174ZM259 172V171H258ZM26 173H33V174H29L24 176ZM120 173V172H119ZM141 173V172H140ZM207 173V172H206ZM223 173V172H222ZM227 172H225L226 174ZM242 173V172H241ZM264 173V172H263ZM7 174V173H6ZM66 174V173H65ZM64 174V175H65ZM69 174V173H68ZM118 174V173H117ZM170 174V173H169ZM218 174V173H217ZM63 175V174H62ZM121 175V174H120ZM124 175V173L122 174ZM121 175V177H122ZM197 175V174H196ZM202 175V174H201ZM200 175V176H201ZM241 175V174H240ZM252 175V174H250ZM255 175H257V173H255ZM264 175V174H263ZM0 176H2V173L0 174ZM7 175H5L6 177ZM70 176V175H69ZM144 176V175H143ZM146 176V175H145ZM144 176V177H145ZM198 176V175H197ZM216 176V174L214 175ZM65 177V176H63ZM129 177H124V178H130ZM147 177V176H146ZM244 177V176H242ZM256 177V176H255ZM137 178V177H136ZM140 178V177H139ZM142 178V176H141ZM247 178V177H245ZM253 178V177H252ZM144 179V178H143ZM157 179V178H156ZM162 179V178H161ZM248 179V178H247ZM258 179V177L256 178ZM264 179V178H262ZM127 180V179H126ZM150 180V179H149ZM216 180V178H215ZM260 180V179H259ZM218 181V180H216ZM246 182V181H245ZM244 182V183H245ZM252 182V181H250ZM140 183V182H138ZM157 183L156 185H158V188H162V186L160 185L159 182L156 181H151V182H143L137 185H134V188H130V191L132 190L136 195L141 194L143 195V193H148L149 191H152L151 189L154 188L153 184ZM165 183V182H164ZM163 183V184H164ZM248 183V182H247ZM175 184V183H174ZM246 184V183H245ZM131 185V184H130ZM139 186V188H135ZM164 186H166L164 184ZM90 187V186H89ZM127 187V186H126ZM125 188V187H124ZM251 188V187H250ZM74 189V191L72 190ZM88 189V188H86ZM118 189H120L118 187ZM126 189V188H125ZM129 189V188H127ZM121 190V189H120ZM164 190V187H163ZM118 191V190H117ZM125 191V190H124ZM131 191V192H132ZM162 191V190H161ZM250 191V190H249ZM255 191L261 195L264 196V186H259L258 188H255ZM90 192V191H89ZM128 192V190L126 191ZM156 192V191H154ZM123 193V192H122ZM121 193V194H122ZM132 193V194H134ZM90 194V193H89ZM88 194V196H89ZM124 194V193H123ZM134 194V195H135ZM151 194V192L149 193ZM133 195V196H134ZM156 195V194H155ZM81 196V197H82ZM125 196V195H124ZM129 196V195H127ZM132 196V195H131ZM156 196H159V194H157ZM165 196V195H164ZM208 196V195H207ZM249 196V195H248ZM87 197V196H86ZM149 197V196H148ZM153 197V196H151ZM250 197V196H249ZM88 198V197H87ZM255 198V197H254ZM90 199V198H89ZM147 199V198H146ZM253 199V198H252ZM256 199V198H255ZM88 200V199H86ZM2 201V200H1ZM123 201V200H122ZM249 201V199H248ZM251 202V201H250ZM2 203V202H1ZM97 203V202H96ZM140 203H143L140 204ZM253 203V202H252ZM251 203V204H252ZM256 203V202H255ZM258 203V202H257ZM261 203V202H260ZM8 204L11 206H15L16 208H19V211L21 212V214H18V212H14L12 210H8ZM137 204L138 205H142V207L144 208L143 210H140L141 212L150 209V208H159V207H165L168 209V207L170 206L169 200L167 198L164 197H156L155 199H148V200H138L135 199L133 201L130 202H123V206H124V210L126 208L129 209L128 211H134L135 209L137 210ZM121 205V204H120ZM254 205V204H253ZM257 205V204H256ZM135 206V207H133ZM97 207V206H96ZM133 207V208H132ZM141 207V206H140ZM139 207V208H140ZM255 207V206H254ZM12 208V207H11ZM15 208V209H16ZM135 208V209H134ZM13 209V208H12ZM141 209V208H140ZM170 209V208H169ZM255 209V208H254ZM263 209V208H262ZM92 210V209H91ZM98 210V209H97ZM135 210V211H136ZM152 210V209H151ZM150 210V211H151ZM243 210V209H242ZM134 211V212H135ZM155 211V210H154ZM165 211V210H164ZM90 212V211H89ZM137 212V211H136ZM139 212V209H138ZM153 213V212H152ZM164 213V212H163ZM154 215V214H152ZM136 216V215H135ZM260 216V215H259ZM133 218V217H132ZM261 218V217H260ZM117 220V219H116ZM128 220V219H126ZM133 220V219H131ZM261 220V219H260ZM103 221V220H102ZM263 221V220H262ZM88 224V227H86V223ZM85 223V224H84ZM132 223L137 226L138 224H144L148 226V233L150 234H155V233H159V226H163L166 227L168 224L165 222V220L162 217H157V223H152L148 220L147 217H143V218H136L132 221ZM131 223V224H132ZM261 223V222H260ZM101 224V223H99ZM106 224V223H105ZM127 224H129V221L127 222ZM132 224V225H133ZM158 224V225H157ZM102 226V225H101ZM127 226V225H126ZM130 226V225H128ZM127 226V227H128ZM175 226V225H174ZM214 226V225H213ZM212 226V227H213ZM216 226V225H215ZM140 227V226H139ZM144 227V226H142ZM146 227V226H145ZM217 227V226H216ZM98 228V227H97ZM102 228V227H101ZM105 227H103L104 229ZM131 228V227H130ZM129 228V229H130ZM186 228V227H183ZM137 229V228H135ZM101 230V229H100ZM127 230V228H126ZM138 230H140L138 228ZM143 230V229H142ZM145 231H147V229L145 228ZM143 230V233L145 232ZM174 231V230H173ZM103 232V231H102ZM126 232V231H125ZM128 232V231H127ZM165 232V231H163ZM106 233V232H105ZM109 233V232H108ZM119 233V232H118ZM166 234L168 232H165ZM30 234H34L35 236H37V240H39L41 242V246H42V260L40 263H38L37 258L33 255L31 246L34 247V245L30 246V243L32 241H30L33 238H30L29 235ZM101 234V233H100ZM110 234V233H109ZM128 234V233H126ZM125 234V236H126ZM133 232L130 234L129 236H126L128 238L133 236ZM147 234V233H145ZM162 234V233H161ZM245 234V233H244ZM242 234V235H244ZM119 235V234H118ZM122 235V234H121ZM136 235V234H135ZM144 235V234H143ZM104 235L99 236V238H103ZM112 236V235H111ZM137 236V235H136ZM154 236V235H153ZM160 236V235H159ZM98 237V236H97ZM135 237V236H133ZM145 237V236H144ZM150 237V236H149ZM136 238V237H135ZM160 239V238H159ZM36 240V241H37ZM50 240L52 241V243L50 242ZM96 240V239H95ZM114 240V239H113ZM127 240V238H126ZM129 240V239H128ZM135 240V239H133ZM164 239H162L163 241ZM104 241V240H103ZM107 241V240H106ZM105 241V242H106ZM132 241V240H131ZM142 241V240H141ZM202 241V240H201ZM134 242V241H133ZM148 242V241H147ZM164 242V241H163ZM162 242V243H163ZM33 243V242H32ZM36 242H34L33 244H35ZM103 243V242H102ZM107 243V242H106ZM142 243V242H141ZM140 243V244H141ZM153 243V242H152ZM158 243V242H157ZM38 245L39 242L37 243ZM100 244V243H99ZM131 244V242H130ZM136 244V243H135ZM156 244V243H155ZM110 245V244H109ZM113 245V244H112ZM132 245V244H131ZM142 245V244H141ZM139 245V246H141ZM149 245V244H148ZM158 245V244H157ZM161 245V243H160ZM159 245V246H160ZM165 246H167V244H163ZM37 246V245H36ZM38 247V246H37ZM157 246H155L154 244H151L150 246H146V245H142L139 248H136V252L138 253H144L146 250L149 251H153L155 250ZM260 247V246H259ZM36 248V247H35ZM101 248V246H100ZM107 248V247H106ZM123 248V247H122ZM121 248V250H123ZM165 247H163L164 249ZM249 248V247H248ZM258 248V247H257ZM37 249V248H36ZM39 247V250H41ZM168 249V248H167ZM247 249V248H246ZM245 249V251H246ZM251 248L248 249V251ZM263 249V248H262ZM38 250V251H39ZM103 250V248H102ZM135 250V249H134ZM226 250V249H225ZM236 250V249H235ZM243 250V248H242ZM240 250V251H242ZM35 251V250H34ZM37 251V252H38ZM106 251V250H105ZM111 251V250H110ZM164 251V250H163ZM162 251V252H163ZM167 251V250H165ZM164 251V252H165ZM170 251V250H169ZM230 251V250H229ZM257 251V249L255 250ZM254 251V252H255ZM124 252V251H123ZM161 252V253H162ZM225 252V251H224ZM227 252V251H226ZM236 252V251H235ZM238 252V251H237ZM244 252V251H243ZM250 252V251H249ZM261 252V251H259ZM132 253V250H131ZM130 253V254H131ZM218 253V252H217ZM245 253V252H244ZM243 253V254H244ZM248 253V252H247ZM246 253V254H247ZM252 253V252H251ZM258 253V252H257ZM256 253V254H257ZM263 252H261L262 254ZM42 254V253H40ZM105 254V253H103ZM125 254V253H124ZM133 254V253H132ZM131 254V255H132ZM158 254V253H155ZM191 254V253H190ZM204 254V253H203ZM207 254V253H206ZM212 254V253H211ZM219 254H221L219 252ZM233 255V252L231 253ZM228 255V256H231ZM236 254V253H234ZM239 254V253H238ZM241 254V255H243ZM245 254V255H246ZM106 255V254H105ZM161 255V254H160ZM225 255V254H224ZM240 255V254H239ZM252 255V254H251ZM263 255V254H262ZM136 256V255H135ZM173 256V255H171ZM193 256V254H192ZM207 256V255H205ZM205 256L204 255H197L195 257L194 260H196V262H202V261H206L205 260ZM213 256V255H212ZM212 256L209 258L211 259ZM238 256V255H237ZM38 257V256H37ZM194 257V256H193ZM209 257V256H208ZM216 257V256H213ZM218 257V256H217ZM220 257V255H219ZM239 257V256H238ZM241 257V256H240ZM245 257V256H244ZM250 256L248 255V258ZM256 257V256H255ZM259 258V256H257ZM264 257V256H263ZM261 257V258H263ZM222 258V256H221ZM247 258V259H248ZM132 259V258H131ZM130 259V261H131ZM193 259V258H192ZM240 259V258H239ZM251 259H253L251 257ZM133 260V259H132ZM137 261H132L134 263L132 264H186L187 260L184 256H178V257H166V255H162L159 256L158 255H145L138 260L136 258ZM142 260V261H141ZM237 260V259H236ZM254 260V259H253ZM252 260V261H253ZM259 260V259H258ZM261 260V259H260ZM126 261V260H125ZM129 261V260H128ZM121 262V261H120ZM209 261H207V263H209ZM225 262V261H224ZM251 262V261H250ZM128 263V262H127ZM205 263V262H204ZM130 264V263H129ZM256 264V263H255Z\"/></svg>",
	"mask_w": 264,
	"mask_h": 264
},
{
	"label": "crops",
	"instance_id": "obj_3",
	"mask_svg": "<svg viewBox=\"0 0 264 264\" xmlns=\"http://www.w3.org/2000/svg\"><path fill=\"white\" fill-rule=\"evenodd\" d=\"M106 1H107V3H111L112 5H110V6H108V7H110V8H108L107 6L106 7H103L104 5V3H106ZM122 1H124L125 2V4L123 5V4H121V2ZM165 1V0H164ZM168 1V0H167ZM178 2L180 1V0H177ZM176 1V2H177ZM244 0H242L240 3H238L239 5L241 4V5H243V4H245V5H248V6H250V7H253V6H255V7H259L260 6V4L258 3V2H255V1H251V2H243ZM98 2V1H97ZM97 2H95V3H97ZM169 2V1H168ZM153 2L152 1H150L149 0V6L150 7H152L153 8V4H152ZM253 3H255L254 5H252ZM258 3V4H257ZM97 4H99V3H97ZM137 4H138V2H137V0H104L103 2H102V4L100 5V9L102 8H104V10H110V11H114V9H115V13L116 12H119V13H122V12H131V10L133 9V7H137ZM145 4H147V3H145ZM176 4H178V3H176ZM228 4H230V3H228ZM237 4V5H238ZM103 5V6H102ZM107 5V4H106ZM96 6H98V5H96ZM146 6V5H145ZM99 7V6H98ZM173 9H175V8H173ZM188 8H185V9H179V8H176L175 10H177L176 12V15H178L179 17H175L174 18V20H176V19H181V20H187V19H189V17H187V15H188V13H191V11H193V8H192V10L191 11H189V10H187ZM106 10V11H107ZM135 10V9H134ZM194 10H199V11H201V10H204V9H202V8H198V9H194ZM108 12V11H107ZM214 12V11H213ZM180 13V14H179ZM214 15L216 16V17H220V18H222L223 16H221L220 14L218 15V14H216V13H214ZM224 17H227V16H224ZM151 21H152V19H150ZM230 21V20H229ZM239 20H237V22H238ZM237 22H235V23H237ZM255 24H258L259 25V23H255ZM169 29H167V31H168ZM229 29H227L225 26H223V27H220L219 28V33H227V32H229L228 31ZM161 32H167V31H162V30H160ZM223 31V32H222ZM216 32H217V30H216ZM163 34V33H162ZM168 34V33H167ZM229 34H231L232 35V33L230 32ZM246 34V33H245ZM224 35H226V34H223V36ZM244 35V34H243ZM242 34L240 35V37L241 38H243V37H248V36H243ZM156 36V33H153V37H155ZM153 37H152V39H153ZM156 46V45H155ZM232 49H234V48H232ZM230 51L231 50V48L229 47V48H225L222 52H224V51ZM235 50H238V48L237 47H235ZM238 51H240V50H238ZM201 58L200 57H192L191 59H190V61H198V60H200ZM177 69V68H176ZM169 70V69H168ZM191 74H187V76L186 75H178V76H174L175 77V79H176V81L178 82V81H181V80H183L185 77H188V76H190ZM192 76V75H191ZM190 76V77H191ZM180 95H181V93H179ZM230 97H232V95H230L229 97H227V98H230ZM181 99H186L185 97L183 98H181Z\"/></svg>",
	"mask_w": 264,
	"mask_h": 264
}]
</instances>
